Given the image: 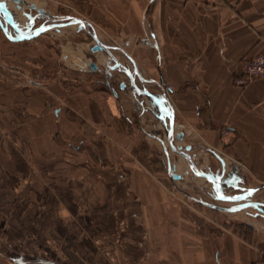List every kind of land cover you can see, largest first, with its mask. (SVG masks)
I'll list each match as a JSON object with an SVG mask.
<instances>
[{
	"label": "crops",
	"instance_id": "crops-1",
	"mask_svg": "<svg viewBox=\"0 0 264 264\" xmlns=\"http://www.w3.org/2000/svg\"><path fill=\"white\" fill-rule=\"evenodd\" d=\"M70 3L118 27L149 86L126 99L63 52L66 74L34 78L0 43V263L263 260L264 214L225 222L195 209L140 142L146 118L164 127L174 115L189 140L264 185V77L235 85L264 53V0Z\"/></svg>",
	"mask_w": 264,
	"mask_h": 264
},
{
	"label": "rangeland",
	"instance_id": "rangeland-1",
	"mask_svg": "<svg viewBox=\"0 0 264 264\" xmlns=\"http://www.w3.org/2000/svg\"><path fill=\"white\" fill-rule=\"evenodd\" d=\"M25 1L26 3L21 0L17 3L13 0H0L2 8L0 9V43L6 47L15 48L17 68L27 70L34 78L55 77L57 74L61 75V71L66 74L67 69L61 68L63 52L64 55L73 56L75 61L78 57L80 60L87 61L89 72H91L90 63H96L98 69L95 71L91 69L95 73V77L103 84H109L114 91L126 97V99H131V93L136 89V82L138 87L139 84L143 85L147 83L146 80H150L143 77V73L138 71L132 54L128 53L127 43L119 36L118 27H111L110 22L105 20L93 6L73 5L70 3L71 0ZM36 3H41L39 10H43L44 15H39L37 10L32 9V6H36ZM9 4L13 8L9 9ZM6 11L11 14V17ZM19 13L22 14L24 21L18 18ZM28 15L34 19L33 23H31ZM12 17L21 31L24 32L22 34L24 36L23 40H20L22 36L14 30L11 24ZM75 19L82 20L87 31L79 30L78 24L73 22ZM89 25L93 28H90ZM46 30L45 33H41L36 37L33 36ZM93 35H96L99 41L110 49L122 65L121 68L111 69L115 62L105 51L97 53L91 51L96 45ZM130 76L133 77V83ZM122 85L125 87L122 88ZM145 85L149 86V84ZM140 92L145 95V88ZM142 125L147 126L145 128L147 132L141 134L143 142L140 143L148 145L150 158L153 162H158L159 168L166 179V184L183 201L197 210H205L210 214L217 213L218 216L223 217L225 222L237 220V218L246 219L245 214L254 211V209L256 211L255 215L258 217L263 216L264 199L262 195L264 188L253 192V189L261 184L248 183L243 172H238L236 167L226 161L224 156L205 145H197L196 142L189 140L187 134L182 130L178 131L184 133V138L178 140L176 129L171 136V142L177 149L174 151L171 148V143L167 140L168 122L164 127H161L156 120L146 118ZM153 136H160L161 141L159 142ZM162 142L165 143V147ZM178 145L181 146V150L178 149ZM187 146L191 147L190 151H186ZM179 150L180 152H178ZM181 152L186 153L192 161L184 157ZM182 162L186 167L181 175L178 174V171ZM173 166H175L174 173L181 177L179 181L173 178ZM209 176L222 177L226 181L223 184L222 191L219 190L217 182L208 179ZM249 191L252 193L241 201H230ZM209 205L224 210L215 212Z\"/></svg>",
	"mask_w": 264,
	"mask_h": 264
},
{
	"label": "water",
	"instance_id": "water-1",
	"mask_svg": "<svg viewBox=\"0 0 264 264\" xmlns=\"http://www.w3.org/2000/svg\"><path fill=\"white\" fill-rule=\"evenodd\" d=\"M15 1H16V2H19V0H15ZM0 9H2V8H1V5H0ZM32 9H35V6H32ZM35 10H36V9H35ZM37 11H38L39 15H44V14H45V12H44L43 10H37ZM6 13L11 17V14H10L9 12L6 11ZM28 18H30L31 23L34 22V19L31 18V16L28 15ZM11 20H12L11 24H12L14 30H15L20 36H22L20 40H23L24 36H23L22 34H23L24 32L21 31V29L19 28V26L14 22L13 17L11 18ZM73 22H75V23L78 24V26H79V27H78L79 30H86V31H87V29H86V25L84 24V22H83L82 20H80V19H75V21H73ZM57 27H59V26H57ZM89 27H90V28H93V27L90 26V25H89ZM47 30H48V29H47ZM47 30H46V31H41V32H39V33H37V34H35V35H33V36H37V35H39V34H41V33H45V32H47ZM33 36H31V37H33ZM93 38H94V40H95L96 45L91 49V51H92L93 53H97V52L105 51V52L109 55V57L115 62V65H114L111 69L114 70V69H117V68H121L122 65L117 61L116 57L111 53L110 49H109L108 47H106L104 44H102V43L99 41V39H98V37H97L96 35H93ZM90 68H91L92 70L95 71V70L98 69V66H97L96 63L91 62V63H90ZM130 79H131V82L133 83L134 80H133V77H132V76H130ZM124 87H125V86L122 85V88H124ZM175 129L177 130V133H176V137H177V139H178V140H183V138H184V133H182L181 131H178V126H177V125L175 126V117H174V115H172V118H171V120H170V122H169V133H168V136H167V140L169 141V143H171V148H172L174 151H176L177 149H176V147H175V146L172 144V142H171V136L174 134ZM162 144H163V146L165 147V143L162 142ZM190 150H191V147H190V146H187V147H186V151H190ZM178 152H180V150H179ZM181 154L184 155V157L188 158L190 161H192V159H191L186 153L181 152ZM193 167L196 168L195 166H193ZM172 172H173V178H174V180L179 181V180L181 179V177H180L178 174H175V173H174V172H175V166L172 167ZM208 179H210V181H212V182H214V181L217 182V183H218L219 190L222 191L223 184L226 182V181H224V180L222 179V177L219 178V177H215V176H209ZM261 188H264V185H260L259 187L254 188V189H253V192L256 191V190H258V189H261ZM251 193H252L251 191L246 192L245 194H243V195H241V196H237V197L231 199L230 201H236V202H239V201H241L243 198L247 197V196H248L249 194H251ZM209 206H210L211 208H214V209L219 210V211H223V210H224L223 208L216 207V206H214V205H209Z\"/></svg>",
	"mask_w": 264,
	"mask_h": 264
},
{
	"label": "built area",
	"instance_id": "built-area-1",
	"mask_svg": "<svg viewBox=\"0 0 264 264\" xmlns=\"http://www.w3.org/2000/svg\"><path fill=\"white\" fill-rule=\"evenodd\" d=\"M264 77V53H261L245 61L241 75L235 80L237 87H245L255 79ZM246 264H264L263 260H257Z\"/></svg>",
	"mask_w": 264,
	"mask_h": 264
},
{
	"label": "bare ground",
	"instance_id": "bare-ground-1",
	"mask_svg": "<svg viewBox=\"0 0 264 264\" xmlns=\"http://www.w3.org/2000/svg\"><path fill=\"white\" fill-rule=\"evenodd\" d=\"M13 1L15 2V0H13ZM21 1H22L23 3H26L25 0H21ZM30 1H32V0H30ZM19 2H20V0H19ZM17 3H18V2H17ZM33 6H35V5H33ZM36 6H37V7H36ZM36 6H35V9H36V10H39V8L41 7V3H36ZM30 7H31V6H30ZM8 8L11 9V8H13V6H12L11 4H9V5H8ZM18 18L21 19L22 21H24V18L22 17V14H20V13L18 14ZM21 23H22V22H21ZM23 25H24V24H23ZM180 147H181V146L178 145V149H180ZM180 150H181V149H180ZM179 160H180V159H179ZM183 160H184V159H183ZM180 161H181V160H180ZM179 164H180V163H179ZM179 164H178V165H179ZM185 167H186V166H185L184 162H182V163L180 164L178 174H181V175H182V173H183V171H184L183 169H185Z\"/></svg>",
	"mask_w": 264,
	"mask_h": 264
}]
</instances>
